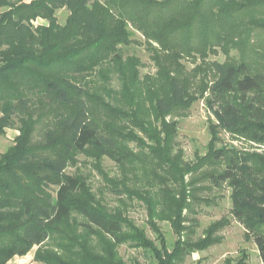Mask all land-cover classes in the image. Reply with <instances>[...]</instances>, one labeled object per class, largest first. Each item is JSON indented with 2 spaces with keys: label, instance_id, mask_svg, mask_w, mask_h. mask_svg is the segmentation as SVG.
Wrapping results in <instances>:
<instances>
[{
  "label": "trees",
  "instance_id": "trees-1",
  "mask_svg": "<svg viewBox=\"0 0 264 264\" xmlns=\"http://www.w3.org/2000/svg\"><path fill=\"white\" fill-rule=\"evenodd\" d=\"M60 9L68 13L63 25ZM38 19L45 24L34 26ZM129 29L141 35L154 75L141 78L139 60L123 58L121 47L141 43ZM219 52L223 62L209 59ZM96 71L103 80L115 73L118 89L87 88L85 76ZM198 100L215 122L205 155L186 164L174 152V118ZM14 127L18 135L0 155V264L33 247L42 264H125L122 245L156 264H179L219 244L232 220L264 264V0H0V137ZM78 156L99 172L103 158L119 168L122 180L102 175L146 206L158 246L123 200L107 210L101 191L67 174ZM130 179L140 186L129 187ZM223 186L229 216L196 240L181 237L194 192ZM156 220L180 236L172 250ZM246 259L242 251L223 264Z\"/></svg>",
  "mask_w": 264,
  "mask_h": 264
},
{
  "label": "rangeland",
  "instance_id": "rangeland-1",
  "mask_svg": "<svg viewBox=\"0 0 264 264\" xmlns=\"http://www.w3.org/2000/svg\"><path fill=\"white\" fill-rule=\"evenodd\" d=\"M28 2L30 0H23ZM57 23L63 25L68 15L65 9H60L56 13ZM45 24L43 20H36L34 26ZM132 40H137L140 45L131 44L127 47H121L123 58L135 57L139 60L141 67L139 68L140 77L146 75H154L155 66L150 60V52H148L143 44V39L140 34L129 29ZM231 55H235V51H231ZM210 60H217L223 62L225 56L219 52L217 56H210ZM183 64L189 71L194 67L190 60H184ZM106 80H103L101 74L96 71L93 74L85 76L84 83L90 90L99 89L103 86L118 89L119 81L115 73L106 74ZM178 122V132L176 137V146L174 152L180 151L182 160L186 164H191L195 161L197 156H203L206 153V146L210 140L208 133V121L215 122L210 106L204 100H198L192 104L188 112L183 117L174 118ZM18 135L16 128L6 129L5 134L0 137V155L7 150L14 142V138ZM223 142L229 144V136L227 134H220ZM232 145L238 148L244 146L241 142L234 141ZM246 147V146H245ZM101 172L94 168V164L83 156L77 157L75 165L70 166L66 172L69 175L80 174L87 184L91 186L95 192L101 191V202L106 206L107 210H115L118 200H123L126 204V210L129 218L134 223L142 228L149 239L155 241L156 234L148 224L146 206L137 199L130 200L121 191L120 187L116 189L110 187L106 183L107 179L122 180L123 174L115 164L103 158L101 160ZM104 174L106 178L103 177ZM130 178L129 177H126ZM129 187H139L133 179L127 181ZM146 190V189H145ZM231 190L225 186L221 188H214L209 191H195L194 199L190 203V209L183 212L185 218L182 226L187 227L188 230L181 233V237L187 234L191 240H196L202 236L203 230L212 222L219 220L222 217H228L231 209ZM157 229L162 234L166 241L168 249L172 250L175 241L180 237L175 232V229L169 222L156 220ZM243 227L232 220L231 224L219 233L221 242L202 252H195L187 255L179 264H223L227 258L238 259L241 252L244 251L247 259L245 264H262L258 257V252L252 240L245 239ZM36 247L25 257H16L8 264H42L33 260V254ZM118 253L124 260L125 264H130L131 259H137L140 264H156L149 252L144 250L128 248L125 245L118 248Z\"/></svg>",
  "mask_w": 264,
  "mask_h": 264
},
{
  "label": "crops",
  "instance_id": "crops-1",
  "mask_svg": "<svg viewBox=\"0 0 264 264\" xmlns=\"http://www.w3.org/2000/svg\"><path fill=\"white\" fill-rule=\"evenodd\" d=\"M27 256V255H26Z\"/></svg>",
  "mask_w": 264,
  "mask_h": 264
}]
</instances>
